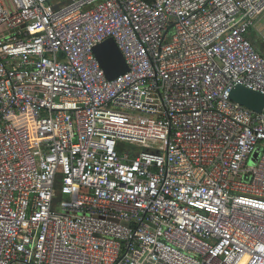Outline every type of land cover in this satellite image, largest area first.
Segmentation results:
<instances>
[{"label":"built area","instance_id":"obj_1","mask_svg":"<svg viewBox=\"0 0 264 264\" xmlns=\"http://www.w3.org/2000/svg\"><path fill=\"white\" fill-rule=\"evenodd\" d=\"M56 5L0 0V264H264V107L230 99L264 0Z\"/></svg>","mask_w":264,"mask_h":264},{"label":"water","instance_id":"obj_2","mask_svg":"<svg viewBox=\"0 0 264 264\" xmlns=\"http://www.w3.org/2000/svg\"><path fill=\"white\" fill-rule=\"evenodd\" d=\"M58 5L55 6V9ZM93 53L107 80L112 81L128 71L127 65L112 39L93 48ZM230 99L254 113L260 114L264 107V95L237 86L230 92Z\"/></svg>","mask_w":264,"mask_h":264},{"label":"rangeland","instance_id":"obj_3","mask_svg":"<svg viewBox=\"0 0 264 264\" xmlns=\"http://www.w3.org/2000/svg\"><path fill=\"white\" fill-rule=\"evenodd\" d=\"M51 3H52V5L54 4V5H56L57 4V0H51ZM3 30L2 29H0V32H2ZM258 48H259V46H257ZM259 49H261V48H259ZM63 198L62 197H59V200H62Z\"/></svg>","mask_w":264,"mask_h":264},{"label":"crops","instance_id":"obj_4","mask_svg":"<svg viewBox=\"0 0 264 264\" xmlns=\"http://www.w3.org/2000/svg\"><path fill=\"white\" fill-rule=\"evenodd\" d=\"M58 1V0H57Z\"/></svg>","mask_w":264,"mask_h":264}]
</instances>
